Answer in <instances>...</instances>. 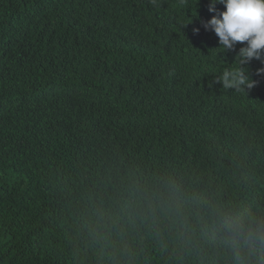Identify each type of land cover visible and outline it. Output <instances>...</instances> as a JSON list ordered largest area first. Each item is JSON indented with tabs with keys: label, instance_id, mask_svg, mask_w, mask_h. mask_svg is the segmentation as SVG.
Instances as JSON below:
<instances>
[{
	"label": "trees",
	"instance_id": "trees-1",
	"mask_svg": "<svg viewBox=\"0 0 264 264\" xmlns=\"http://www.w3.org/2000/svg\"><path fill=\"white\" fill-rule=\"evenodd\" d=\"M209 2L0 0V264H264V54L224 88Z\"/></svg>",
	"mask_w": 264,
	"mask_h": 264
},
{
	"label": "clouds",
	"instance_id": "clouds-1",
	"mask_svg": "<svg viewBox=\"0 0 264 264\" xmlns=\"http://www.w3.org/2000/svg\"><path fill=\"white\" fill-rule=\"evenodd\" d=\"M217 3H222L225 9L204 24L206 29L213 30L218 37L217 52L234 50L237 43L244 46L240 47L234 61L236 67H230L216 80L224 88L251 89L255 81L248 75L247 65L253 58L259 59L264 54V0H210V12L217 11ZM257 73H264V68L257 69ZM234 235L246 243L264 246V225L249 226L246 230L236 226Z\"/></svg>",
	"mask_w": 264,
	"mask_h": 264
}]
</instances>
